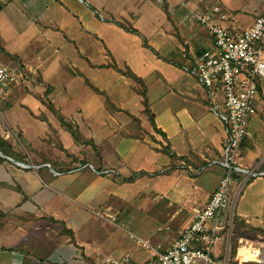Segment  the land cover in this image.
Masks as SVG:
<instances>
[{
    "label": "crops",
    "instance_id": "crops-1",
    "mask_svg": "<svg viewBox=\"0 0 264 264\" xmlns=\"http://www.w3.org/2000/svg\"><path fill=\"white\" fill-rule=\"evenodd\" d=\"M214 6V22L234 29L252 25L264 0H0V63L22 75L2 112L33 151L30 138L40 147L47 131L65 133L68 143L61 153L48 147L26 167L17 164L35 198L25 201L17 180L9 190L16 201L10 206L6 197L4 210L21 218L27 207L37 231L51 222L72 232L61 231L62 251H34L23 244L38 238L19 223L9 237L11 225L1 230L15 247L1 255L5 264H100L127 253L133 264H148L153 250L135 237L161 252L191 224L193 209L225 174L220 165L207 167L224 159V124L184 70L192 52L213 45L196 15ZM258 90L240 153L244 166L263 170L264 80ZM235 208L239 222L264 231V175L247 184Z\"/></svg>",
    "mask_w": 264,
    "mask_h": 264
},
{
    "label": "built area",
    "instance_id": "built-area-1",
    "mask_svg": "<svg viewBox=\"0 0 264 264\" xmlns=\"http://www.w3.org/2000/svg\"><path fill=\"white\" fill-rule=\"evenodd\" d=\"M218 11L219 7L214 6L211 12L196 15L213 45L201 53L192 52L190 65L184 66V70L197 77L206 90L210 110L224 124V159L212 161L207 167L220 165L225 174L210 200L193 209L191 224L168 249L157 251L150 240L135 237L137 245L153 250L154 258L148 264H264V245L254 248L246 243L234 251L232 242L238 221L236 203L247 184L264 175V169L260 170L259 166H244L240 153L241 143L248 135V120L257 113L258 83L264 80V8L252 25L234 29L214 22L213 16ZM20 72L17 66L0 63V104L20 82ZM0 136L5 138L3 133ZM103 172L113 173V170ZM219 244L222 250L217 247ZM243 246L257 249L258 259L243 261L240 255ZM100 262L133 264L128 253L120 259L105 256Z\"/></svg>",
    "mask_w": 264,
    "mask_h": 264
},
{
    "label": "rangeland",
    "instance_id": "rangeland-1",
    "mask_svg": "<svg viewBox=\"0 0 264 264\" xmlns=\"http://www.w3.org/2000/svg\"><path fill=\"white\" fill-rule=\"evenodd\" d=\"M9 98H10V96L8 98H6L0 104V134L3 133V135L5 137L4 139L10 141V145L12 146L13 153L23 157L26 160V162H23V163H26V164H28V163L31 164L30 158L34 155H38L39 154L38 151L46 149L48 147H54V148H56V152L61 153V151L64 150L63 146L67 145L68 143H66L67 141L65 140V138L63 136V134L65 135V133L60 132L59 130H54V131L52 130V131L45 132L47 134H43L40 137V139L43 143L40 145V147L33 145L35 143V141L33 138H30L29 142L32 144L33 147H37L38 149H34V151H33L32 147H27V142L25 141L23 131H21V130L19 131L18 129L13 128L11 123L8 122L7 116L4 114V112H2V108L6 106L7 101L8 102L14 101V97H11L10 99ZM15 111H18L20 113L22 112L20 110L19 106L16 107ZM24 116L29 119L28 115L24 114ZM63 125L65 127L69 126L68 124H63ZM17 126L22 128V124H20V123ZM71 132L76 133L77 131L74 128H72L71 131L69 130V133H71ZM66 133H67V131H66ZM69 133H67V134H69ZM36 143H38L37 140H36ZM27 151H28V154L26 153ZM23 152L26 155H22ZM62 154H64V153L62 152ZM64 158L68 159L69 157L66 156ZM15 161H17V160H15ZM0 165H1L0 166V257L2 254H5L6 252L10 253L9 251H6V250H12L9 248V246L14 247L13 243H9L7 240H3V238H5L6 236L4 234V237H2L1 230L9 231L11 229V225H13V228L10 231L11 233H10L9 237L14 238V236L16 235L14 225H16V223H19V225H22L28 231V233L31 232L30 236L38 238L37 240L35 238L31 239L32 241H36L34 243L31 242L32 244L30 242L24 243L23 245L25 247H28V248L31 247V249L34 251L44 250L45 252H47L48 250H50V251L53 250V248L58 250V251H62L64 249V242H63V238H62L63 233H61L63 227L61 228V226L59 224L55 225V224L49 222L50 223L49 228L44 227V228H40V230L37 231L38 229H36V228H39V222L37 223V221L39 219L35 218V216H36L35 213L30 212V210L26 211L27 207H25V210L23 211L24 215L21 218L19 216L18 217L15 216V214H16L15 211L17 212L16 209H15V211L12 210V213H9V210H6V209L4 210V204H5L4 202H5L6 197H7V200H8V203L10 206H12L16 201V197L14 195L13 196L10 195L11 192L9 190L10 189L14 190L13 187H15L17 185L16 184V183H18L17 180L20 181L21 186H23L24 189L25 188L31 189V187L27 184V183H29L28 180L21 177V175L18 174L19 171L16 172L18 168L20 169V167L17 164L6 159L5 162H3ZM6 166H7V168L5 169ZM75 166L76 167L77 166L83 167V166H81V164H75ZM40 167H47V166L41 165ZM90 169L93 170L92 168H90ZM208 172H205L202 175L204 176ZM5 183H7L9 186L5 185ZM11 186H13V187H11ZM4 188H8V192H9L8 196L5 192V190H4V193H2ZM26 189L24 191V193H25L24 200L25 201L27 199L29 200L30 196L32 198L34 197L33 192L31 190H28V189H27L28 190L27 191ZM27 192L30 193L28 195V197H27ZM21 212H22V210L20 209L18 211V213H21ZM237 219H238V217H237ZM35 232H38V233H35ZM45 234L49 235L47 238L50 237L49 243H46L44 241L42 242V239L46 238V237H44ZM39 238H41V240ZM47 238H46V240H47ZM130 238H133V237H130ZM38 240H40V241H38ZM240 240H242V242H240ZM232 242L234 245V251L238 247L245 245L246 243H248L249 245H252V247H254V248H258L261 245H264V231L260 230V229L248 227L244 223L236 221L234 232L232 235ZM217 247L219 248V250H222V244H219ZM5 261H7V260H3V259L1 260L0 259V264H5ZM8 261H12V260H8ZM40 261H41V263L45 262V260H40ZM66 262L67 261H61V262L57 261V263H51V264H64ZM9 264H11V263H9Z\"/></svg>",
    "mask_w": 264,
    "mask_h": 264
},
{
    "label": "trees",
    "instance_id": "trees-1",
    "mask_svg": "<svg viewBox=\"0 0 264 264\" xmlns=\"http://www.w3.org/2000/svg\"><path fill=\"white\" fill-rule=\"evenodd\" d=\"M126 74L130 75L131 77L139 80L137 78V76L133 73H131L130 71H126L125 72ZM69 130L71 131L72 127L71 126H68ZM72 133V132H71ZM72 135L78 140L79 139V136H78V133H72ZM0 151H2L5 155L7 156H10L12 157L13 159L17 160V161H24V158L13 153V149H12V146L10 145V141L8 140H5L4 138L0 137ZM4 161V159L2 157H0V162ZM238 220V219H237ZM63 232L67 233V234H72V232L68 229H66L65 227L63 228L62 230ZM12 249V248H11ZM13 250V249H12ZM243 264H259L257 262H246V263H243Z\"/></svg>",
    "mask_w": 264,
    "mask_h": 264
},
{
    "label": "bare ground",
    "instance_id": "bare-ground-1",
    "mask_svg": "<svg viewBox=\"0 0 264 264\" xmlns=\"http://www.w3.org/2000/svg\"><path fill=\"white\" fill-rule=\"evenodd\" d=\"M19 163L23 167L27 166V164H25V163H22V162H19ZM257 254H258L257 249L253 250V249H250V248L245 247V246L240 248V255L243 256V259H242L243 261L257 260L258 259Z\"/></svg>",
    "mask_w": 264,
    "mask_h": 264
},
{
    "label": "water",
    "instance_id": "water-1",
    "mask_svg": "<svg viewBox=\"0 0 264 264\" xmlns=\"http://www.w3.org/2000/svg\"><path fill=\"white\" fill-rule=\"evenodd\" d=\"M0 155H1L3 158H6V159H8V160L11 161V162H14L15 164L20 165V163H19L20 161H15L14 159H12V158H10V157L4 155L1 151H0ZM20 166H21V165H20Z\"/></svg>",
    "mask_w": 264,
    "mask_h": 264
}]
</instances>
